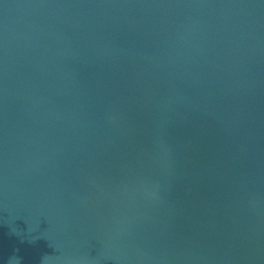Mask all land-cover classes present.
Listing matches in <instances>:
<instances>
[{"label": "water", "instance_id": "water-1", "mask_svg": "<svg viewBox=\"0 0 264 264\" xmlns=\"http://www.w3.org/2000/svg\"><path fill=\"white\" fill-rule=\"evenodd\" d=\"M0 264H264V0H0Z\"/></svg>", "mask_w": 264, "mask_h": 264}]
</instances>
